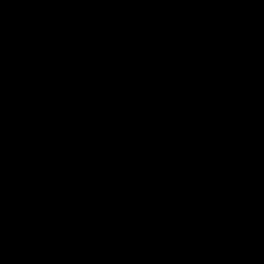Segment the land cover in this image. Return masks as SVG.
Returning a JSON list of instances; mask_svg holds the SVG:
<instances>
[{"label":"trees","instance_id":"trees-1","mask_svg":"<svg viewBox=\"0 0 264 264\" xmlns=\"http://www.w3.org/2000/svg\"><path fill=\"white\" fill-rule=\"evenodd\" d=\"M80 7L82 31L47 61L56 65L57 74L64 63L70 62L74 49L97 43L101 37L110 39L118 50L132 47L133 42L124 38L119 23L121 4H95L91 6L94 11ZM172 7L181 10L204 33L198 43L182 53L176 76L154 75L148 81L142 90L148 103L140 105L137 116L114 113L120 121L116 126L104 117L97 136L74 153L53 156L52 149H48L42 157L37 149L10 181L26 226L44 218L48 255L63 257V264L87 260L100 250L115 254V226L119 255L131 257V264H194L203 252L214 264L240 259L235 252L246 238L239 233V226L228 229L222 225L223 211L221 218L215 215L216 207L223 209L230 198L213 201L210 212H181L180 207L172 210V205L187 192L181 189L175 200L169 198L162 203L158 201L161 185L155 183L159 178L151 182L141 191L148 189L146 194L151 197L145 219L156 223L165 235L140 253L131 251L119 236L118 226L131 219L122 211L128 202L117 209L113 220L112 210L119 201L135 194L171 166V161H180L187 151L214 149L236 138L264 132V9L255 3L228 5L239 13V20L234 29L221 32L212 12L217 5L177 3ZM51 15L54 24L50 28L30 32L21 19L20 5L3 4L0 24L8 61L4 68L6 82L16 76L28 78L29 66L41 63L81 23L76 4H62L53 8ZM137 51L146 59L152 49L149 46V51L143 52L137 47ZM141 138L150 146L141 144ZM216 151L225 167L245 168L257 175L260 196L255 199L264 204V135ZM174 170L172 167L163 176ZM181 172L187 177V170ZM4 183L3 223L23 233L11 190ZM161 183L167 187L166 180ZM194 199L189 198L187 208L192 207ZM251 203L253 200H248L245 206ZM259 248V243L247 245L246 255H257L261 260ZM229 253L234 255L230 257Z\"/></svg>","mask_w":264,"mask_h":264},{"label":"clouds","instance_id":"clouds-1","mask_svg":"<svg viewBox=\"0 0 264 264\" xmlns=\"http://www.w3.org/2000/svg\"><path fill=\"white\" fill-rule=\"evenodd\" d=\"M6 3H18L24 26L36 33L54 24L51 10L62 4H80L94 11L92 5L118 3L122 5L119 23L123 36L133 42L130 49L118 50L110 39L101 37L97 43L74 49L70 62L64 63L58 74L53 63H34L29 66L27 79L16 76L6 82L4 68L8 61L0 24V264H63V257L54 259L48 255L50 246L43 235V217L40 223L21 224L23 233L5 226L4 182L12 181L37 149L42 157L48 149H52L53 156L74 153L97 136L104 117L116 126L120 121L114 113L137 116L140 105L148 103V96L142 92L148 81L154 75L176 76L182 53L198 43L204 33L173 4H215L212 12L218 20L217 27L221 32H229L237 26L239 13L228 5L255 3L264 9V0H0V10ZM149 46L151 53L142 59L137 47L148 52ZM140 143L150 146L143 138ZM170 163L175 170L155 182L161 185L158 201L175 200V194L184 189L187 196L176 200L172 210L180 207L181 212L195 214L198 210L212 211V203L217 199L230 198L223 209L216 207L215 215L221 218L223 211L222 225L228 229L239 226V233L246 239L235 252L240 259H230L229 264H255V258L246 255V247L257 243L264 261V204L255 199L260 196L257 175L245 168L225 167L220 152L211 147L189 150L180 161ZM181 169L187 170V177H182ZM165 180L167 187L161 183ZM214 189L217 191L210 195ZM147 191H137L122 209L131 219L118 226L119 236L135 253L149 249L165 235L156 223L145 219L151 199ZM192 196L195 199L189 209L187 204ZM248 200L253 203L245 206ZM233 255L229 253L230 257ZM207 256V252L201 253L202 258L194 264H214ZM76 264H131V257L100 250Z\"/></svg>","mask_w":264,"mask_h":264},{"label":"water","instance_id":"water-1","mask_svg":"<svg viewBox=\"0 0 264 264\" xmlns=\"http://www.w3.org/2000/svg\"><path fill=\"white\" fill-rule=\"evenodd\" d=\"M76 7H77V10L80 14V18H81V23H80V26L78 28V30L72 35L70 36L68 39L64 40V42H62L59 46H57L54 50H52L43 60L41 63H47V61L54 55V53H56V51H58V49H60L61 47H63L65 44L69 43L70 41H72L76 36L79 35V33L82 31L83 29V25H84V18H83V14H82V11H81V7L79 4H76ZM27 79V78H26ZM264 135V132L260 133V134H256V135H251V136H246V137H240V138H236L234 140H231L227 143H224L220 146H217L215 147L213 150H219V149H222L224 147H227L229 145H231L232 143H235V142H238V141H243V140H250V139H255V138H259L261 136ZM172 167H174L173 165L169 166L166 170H164L163 172L159 173L158 175H156L155 177H153L152 179H150L148 182H146L138 191L141 192L145 187H147L151 182L155 181L156 179L160 178L161 176H163L169 169H171ZM10 190H11V193H12V196H13V199H14V203H15V207H16V211H17V214H18V218L21 222V224L25 225V222L20 214V211H19V206H18V201H17V197H16V194L14 192V190L12 189L11 187V183L10 181H6ZM137 193V192H136ZM133 194L132 196L126 198V199H123L121 201H119L113 208L112 210V215H113V220L115 219V214H116V211L117 209L122 206L123 204L129 202L131 199H133V197L136 195ZM115 223V222H114ZM114 249H115V254L119 255V251H118V229L117 227L115 226V229H114Z\"/></svg>","mask_w":264,"mask_h":264},{"label":"rangeland","instance_id":"rangeland-1","mask_svg":"<svg viewBox=\"0 0 264 264\" xmlns=\"http://www.w3.org/2000/svg\"><path fill=\"white\" fill-rule=\"evenodd\" d=\"M258 253H259L260 256L262 255L261 248H259ZM254 258H255V263L256 264H264V261H262V259L258 260V256L257 255H255Z\"/></svg>","mask_w":264,"mask_h":264}]
</instances>
